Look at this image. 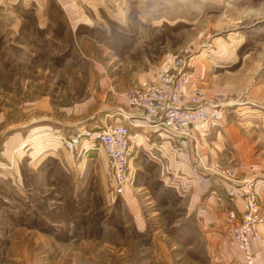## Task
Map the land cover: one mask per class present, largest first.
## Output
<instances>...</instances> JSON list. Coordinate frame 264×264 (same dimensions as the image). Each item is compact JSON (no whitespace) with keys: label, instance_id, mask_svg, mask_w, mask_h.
Returning <instances> with one entry per match:
<instances>
[{"label":"rangeland","instance_id":"1","mask_svg":"<svg viewBox=\"0 0 264 264\" xmlns=\"http://www.w3.org/2000/svg\"><path fill=\"white\" fill-rule=\"evenodd\" d=\"M199 54L219 79L197 85L243 144L208 166L252 182L264 219V0H0V264H244L225 183L190 212L178 155L153 162L146 124L130 127L122 194L98 146L65 143L128 122L115 111L143 121L126 92ZM252 253L264 264V223Z\"/></svg>","mask_w":264,"mask_h":264},{"label":"built area","instance_id":"2","mask_svg":"<svg viewBox=\"0 0 264 264\" xmlns=\"http://www.w3.org/2000/svg\"><path fill=\"white\" fill-rule=\"evenodd\" d=\"M125 101L130 109L136 111V115H142L143 121H138L133 114L121 115L128 120L126 124H109L98 131L80 132L71 138V142H65L70 145L80 139L88 147L98 146L102 150L107 159L111 192L114 194H122L133 181L129 151L132 144L130 127L134 122H143V125L157 131L161 141L168 137L170 154H175L179 150L178 144L189 141L197 126L219 120L223 107L219 99H210L199 89L191 78L189 62L180 58L173 63L171 72L161 74L150 85L130 88L125 94ZM163 142L147 143V154L156 164H160L166 156ZM207 171L225 183L227 187H222L223 192L233 207L234 202H241L240 212L235 207L227 211L226 230L242 254L244 264H252V247L258 241L259 227L264 223L257 187L250 181L233 180V174L228 171H218L212 166Z\"/></svg>","mask_w":264,"mask_h":264},{"label":"crops","instance_id":"3","mask_svg":"<svg viewBox=\"0 0 264 264\" xmlns=\"http://www.w3.org/2000/svg\"><path fill=\"white\" fill-rule=\"evenodd\" d=\"M202 54H199V56L198 55L194 56L190 59L191 78L195 83L204 86V89L207 92H209V91H213V90H210V88L212 87V84H214L215 79L218 80L219 77H217L218 75L214 73L208 74V67L204 65L205 63L199 62V59L204 57V55ZM163 73L164 72H162L161 70H158L157 74L154 77H150L148 80H145L142 83L139 82L137 86L150 85L151 83H153L155 79H157ZM220 90L217 89L215 91H220ZM221 93L222 92H220V94ZM223 112L224 111H222L220 119L217 120L216 122L211 123V124L197 126L192 132V138L187 142H182L181 146L179 147V151L176 152V155H178V157L175 158L176 163H172L173 166L175 167V170L177 169L178 172L179 171L181 172V174L183 175V178L186 179V182L188 183L190 181L189 185L192 187L191 189L192 193L190 194V197L186 199L187 203L190 204L189 208L192 209V211L190 212H193L196 206V203H198L201 200L202 194H205L207 190L209 191V199H212V196H210V194L215 193L214 191L211 190L212 185L214 183L215 185H217L216 181H219L216 175H213L210 173H208L211 176L210 178L199 180L201 176L199 174V172L201 173L200 170L201 169L204 171L209 170L211 165L208 166V163L216 164V161H217L222 164L221 159L224 156V153H225V150H227V147L231 146L232 148H235L236 150H238L240 147V143H241V146L243 145L242 142L239 141V138L234 129L233 130L232 129L230 130L221 129L223 126V120H224ZM115 114L123 115L125 113H117L115 111L112 114H110L109 117H113V115ZM107 117L108 115L106 116V118ZM100 121H102V119ZM120 122H121L120 124H116V123L115 124L116 125L124 124L122 119L120 120ZM214 128H220L221 130H218L217 134L215 135ZM151 131L152 133H155L157 135V131H154V130H151ZM132 138L133 137H131V139ZM168 140H169L168 137H166V139L163 140L165 141L163 142V149H164V155L166 156L171 153ZM234 153L235 155H238L239 151H235ZM167 163H163V164L167 165ZM175 172L172 174H175ZM182 183H185V182H182ZM223 186H225V184L221 185L220 187H223ZM234 207L236 209L237 208L240 209L241 208L240 202L239 201L234 202ZM240 256L242 259L243 257L241 253H240Z\"/></svg>","mask_w":264,"mask_h":264}]
</instances>
